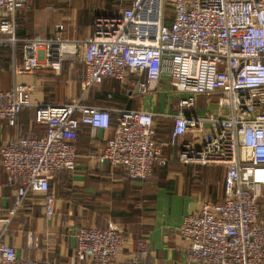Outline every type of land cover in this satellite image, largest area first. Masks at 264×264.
<instances>
[{"label":"built area","instance_id":"built-area-1","mask_svg":"<svg viewBox=\"0 0 264 264\" xmlns=\"http://www.w3.org/2000/svg\"><path fill=\"white\" fill-rule=\"evenodd\" d=\"M26 3L0 0V48L23 43V61L14 63L15 74L41 67L60 73L65 61L78 59L85 63V74L79 97L60 104L36 102L30 83L0 89V119L15 126L22 110L33 107L36 122L47 128L0 148V168L18 187L16 206L36 193L43 195L47 215L55 213L51 182L59 172L76 169L75 142L82 125L113 130L96 159L123 167L131 179H148L156 163L166 167L154 140V113L122 108L113 120L109 107L84 100L105 78L121 82L130 74L145 75L136 87L146 95L158 91L167 76L170 88L182 96L181 111L170 115V143L180 145L181 161L226 168L224 198L204 203L180 228L190 258L204 264H264V0H119L116 9L96 13L86 40L76 36V24L66 28L64 23L56 29L67 32L66 37L19 39L17 13ZM198 96L215 102L217 113L186 115ZM193 130L201 133L199 140L181 142ZM9 213L0 217V264H45L20 258L4 243L15 209ZM76 236L81 262L143 264L144 242L139 254L117 261L126 235L116 225L82 226ZM28 237L33 243L37 239L34 233Z\"/></svg>","mask_w":264,"mask_h":264},{"label":"crops","instance_id":"crops-1","mask_svg":"<svg viewBox=\"0 0 264 264\" xmlns=\"http://www.w3.org/2000/svg\"><path fill=\"white\" fill-rule=\"evenodd\" d=\"M71 5V0H27L26 7L32 11L31 30L44 37L57 34L65 36L67 32L57 31L56 25L64 23L67 28L76 24V36L86 40L93 33L96 13L102 8L116 9L119 0L114 1L111 9L103 2L96 5L94 0H87L83 12L79 9L74 11ZM22 61L23 53L17 56L16 48H0L1 90H9L15 82H25L34 86L33 97L38 103L60 104L79 97L82 76L76 63L83 62L81 59L64 62L67 73L62 77L63 85H58L56 77L62 70L57 73L41 67L32 73L15 74L14 63L20 65ZM142 79H145V75L130 74L121 82L107 79L96 89L103 92L104 97L96 99L94 88L84 103L109 107L113 120L116 110L122 108L154 113V125L166 131L160 133L158 142L162 156L168 161L167 166L156 163L148 179H131L123 167H111L96 159L113 130L82 125L75 142L76 169L59 172L51 182V193L56 198L52 216L47 215L44 198L40 194L30 193L21 205L16 206L18 187L10 183L7 173L0 168V217L9 216V212L15 209L3 241L13 246L20 258L37 259L45 264H93L76 258L78 228L105 229L109 225H116L126 235L117 261H125L139 254L140 242H144L146 254L142 258L143 264H204L190 258L189 243L182 237L180 228L184 218L189 214L200 213L204 203L217 202L223 198L226 168L222 165L181 161L180 145L170 143V131L174 125L170 115L181 111L178 103L182 96L173 92L167 76L158 91L139 95L136 83ZM125 88L128 93L123 92ZM107 94H112V98L108 99ZM203 97L198 96L195 108L184 111L185 114L205 116L217 108L215 102L207 101L209 105H214L210 112L204 110L199 104ZM34 110L33 107L25 108L19 114L15 126L0 119V148L8 140L29 133L33 127ZM208 127L206 124L205 128ZM200 135L199 131H190L181 142H197ZM261 205L264 218V200ZM30 233H34L37 238L34 243L29 240Z\"/></svg>","mask_w":264,"mask_h":264},{"label":"trees","instance_id":"trees-1","mask_svg":"<svg viewBox=\"0 0 264 264\" xmlns=\"http://www.w3.org/2000/svg\"><path fill=\"white\" fill-rule=\"evenodd\" d=\"M114 1L113 0H103L102 2L104 3V5L108 9H111L114 6ZM17 21H18L17 22L18 23V33H17V36H18L19 39H27V38H33V37L37 36L38 33H34V31L31 30V28H32V11H30L26 7V5L22 6L18 10V13H17ZM6 47L12 49V47L10 45L3 46V48H6ZM22 53H23V43L20 42V43H18L16 45V55L17 56H19V55L21 56ZM76 65H77V70L79 71L80 76H82V77H80V84H82V82L84 80V74H85V63L84 62H80V63H76ZM66 70H67V67L64 65V67L62 69V73H60V75L56 76L58 78V85H63V78H64L65 74L67 73ZM107 79H111V78H105L104 81L107 80ZM104 81L101 84H99L98 86H96L95 87V90L99 86H101L102 84H104ZM126 90L127 89L125 88V91L123 90V92L124 93L125 92L128 93ZM95 93H96L95 94V98L96 99H98L99 97H104V93L103 92H98L96 90ZM108 95L109 94L106 95L107 98H108ZM65 101L68 102V100H65ZM24 110L25 109H23L22 111H24ZM46 130H47V128H46L45 125H42V124L36 122V119H35V110H34V120H33V127H32V129L29 131V133L23 134L21 136H18V138L19 137H25V136L36 137V136H39L41 134H44ZM161 132H166V131H163V129H160V128H158L155 125V136H154V140H155V142L158 145H160V143L158 142V136L161 135L160 134ZM170 136H172V131H170ZM224 183H225V176H224V180H223V186H224ZM223 198H224V196H223Z\"/></svg>","mask_w":264,"mask_h":264},{"label":"rangeland","instance_id":"rangeland-1","mask_svg":"<svg viewBox=\"0 0 264 264\" xmlns=\"http://www.w3.org/2000/svg\"><path fill=\"white\" fill-rule=\"evenodd\" d=\"M71 1H72L71 7H72V9L74 11H76L77 9H79L80 12H83V10L87 7V0H71ZM94 3H96V5H101L102 4V0L101 1L100 0H94ZM64 37H66V35ZM171 94H173V92ZM174 98L176 99V97H174ZM207 101H208L207 98L206 97H203V101L200 99L199 104H200V106H202L204 108V110H208L207 112H210L211 111V107L215 103L211 106V105L208 104ZM197 102H198V100H197ZM213 112H216L217 113V108L214 111H212L211 113H213ZM208 114H210V113H208ZM263 197H264V188H263Z\"/></svg>","mask_w":264,"mask_h":264},{"label":"water","instance_id":"water-1","mask_svg":"<svg viewBox=\"0 0 264 264\" xmlns=\"http://www.w3.org/2000/svg\"><path fill=\"white\" fill-rule=\"evenodd\" d=\"M225 111L227 112V109H225Z\"/></svg>","mask_w":264,"mask_h":264}]
</instances>
